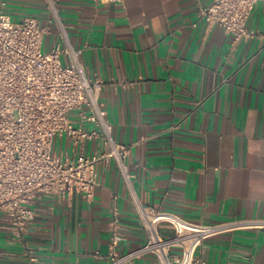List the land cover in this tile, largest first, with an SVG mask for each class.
I'll use <instances>...</instances> for the list:
<instances>
[{
  "label": "crops",
  "instance_id": "0c3cea01",
  "mask_svg": "<svg viewBox=\"0 0 264 264\" xmlns=\"http://www.w3.org/2000/svg\"><path fill=\"white\" fill-rule=\"evenodd\" d=\"M211 1L56 0L61 27L49 22L47 0H0V11L50 24L45 49L64 45L63 31L81 50L86 75L103 82L99 100L113 137L130 146L127 166L142 203L206 224L264 220V0L246 22L256 34L239 40L198 14ZM98 148L88 142L85 152ZM53 151L77 149L64 135ZM96 181L91 199H37L21 240L0 213V264H108L115 230L118 254L143 245L146 232L114 160L98 164ZM159 232L169 237L175 228L162 222ZM195 257L264 264V227L210 237ZM134 264L159 262L146 254Z\"/></svg>",
  "mask_w": 264,
  "mask_h": 264
},
{
  "label": "built area",
  "instance_id": "2783aa9c",
  "mask_svg": "<svg viewBox=\"0 0 264 264\" xmlns=\"http://www.w3.org/2000/svg\"><path fill=\"white\" fill-rule=\"evenodd\" d=\"M257 1L212 0L199 6L198 14L222 27L234 40L250 38L256 33L247 29L246 22ZM47 3L53 18L49 22L54 20L61 27L56 0ZM49 25L33 16L15 22L0 11V213L14 238L24 237L35 215L32 205L42 196L61 199L76 192L91 199L98 185L97 166L110 159L130 190L146 241L118 254L114 248L122 235L114 229L108 264H134L146 254H152L159 264H197L195 253L204 240L229 231L264 227V220L257 219L193 222L142 203L131 185L127 166L130 146L113 137L99 100L102 80L86 75L81 50L66 40L62 30L64 45L56 42L45 49ZM70 112L75 116L70 117ZM64 135L77 149L74 156L53 151L55 137ZM92 141L99 148L86 153V144ZM162 222L174 226L172 236L160 234Z\"/></svg>",
  "mask_w": 264,
  "mask_h": 264
},
{
  "label": "rangeland",
  "instance_id": "374dc122",
  "mask_svg": "<svg viewBox=\"0 0 264 264\" xmlns=\"http://www.w3.org/2000/svg\"><path fill=\"white\" fill-rule=\"evenodd\" d=\"M69 116H70V117H74V116H75V113H74V112H70V113H69Z\"/></svg>",
  "mask_w": 264,
  "mask_h": 264
}]
</instances>
